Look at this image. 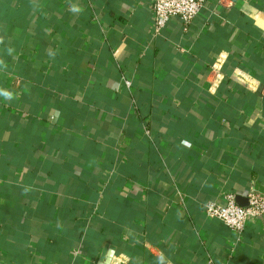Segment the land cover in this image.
<instances>
[{
  "label": "crops",
  "instance_id": "obj_1",
  "mask_svg": "<svg viewBox=\"0 0 264 264\" xmlns=\"http://www.w3.org/2000/svg\"><path fill=\"white\" fill-rule=\"evenodd\" d=\"M151 5L0 0V264H264L204 212L264 194V0Z\"/></svg>",
  "mask_w": 264,
  "mask_h": 264
},
{
  "label": "built area",
  "instance_id": "obj_2",
  "mask_svg": "<svg viewBox=\"0 0 264 264\" xmlns=\"http://www.w3.org/2000/svg\"><path fill=\"white\" fill-rule=\"evenodd\" d=\"M206 0H152L154 33L159 35L166 27L168 21L173 17H178L188 27L189 24L201 13ZM225 57L219 56L210 66V78L212 85L219 84L225 77L223 66ZM235 79H239L248 85L250 75L237 71L234 73ZM232 76V77H233ZM127 86L131 85V80L123 79ZM264 95V88L262 89ZM205 215L210 219H218L224 222L235 233L241 235L250 217L262 218L264 216V194L251 187L248 191L247 205L237 202V196L233 192H227L222 200H209L204 205Z\"/></svg>",
  "mask_w": 264,
  "mask_h": 264
},
{
  "label": "clouds",
  "instance_id": "obj_3",
  "mask_svg": "<svg viewBox=\"0 0 264 264\" xmlns=\"http://www.w3.org/2000/svg\"><path fill=\"white\" fill-rule=\"evenodd\" d=\"M0 96L4 97L5 99H12V93L3 89H0Z\"/></svg>",
  "mask_w": 264,
  "mask_h": 264
},
{
  "label": "water",
  "instance_id": "obj_4",
  "mask_svg": "<svg viewBox=\"0 0 264 264\" xmlns=\"http://www.w3.org/2000/svg\"><path fill=\"white\" fill-rule=\"evenodd\" d=\"M237 202L239 203V204H241V205H247V203H243L242 201H240V199H239V197L237 198ZM109 260H107V262H108Z\"/></svg>",
  "mask_w": 264,
  "mask_h": 264
}]
</instances>
